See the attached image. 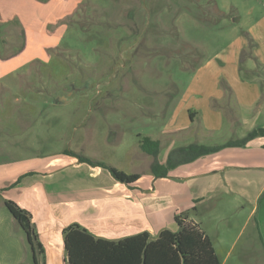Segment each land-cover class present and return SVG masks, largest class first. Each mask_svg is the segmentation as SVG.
Segmentation results:
<instances>
[{"label": "rangeland", "instance_id": "rangeland-1", "mask_svg": "<svg viewBox=\"0 0 264 264\" xmlns=\"http://www.w3.org/2000/svg\"><path fill=\"white\" fill-rule=\"evenodd\" d=\"M0 2L10 7L8 0ZM64 24L68 27L58 39L57 29ZM62 25H50L48 38L22 27L17 16L0 14L3 178L33 160L70 150L146 176L153 159L141 150L140 136L161 141L159 161L166 163L178 144L196 142L182 138L184 131L169 129L173 108L195 86L196 71L217 53L240 39L247 43V55L255 50V39H264V0H87ZM45 42L52 46L43 47ZM247 55L237 71L243 72ZM222 88L229 99L234 97ZM256 104L250 111L242 108L238 136L246 127L250 131L264 124L262 115L250 121L258 112ZM228 126L216 144L231 140ZM263 143L259 138L251 149L264 153ZM235 162L264 166V158ZM252 173L245 177L264 176ZM16 194L0 192V264H43L34 243L35 262L27 233L5 206V200L18 204ZM236 195L217 190L197 206L202 215L191 209L190 216L201 220L222 264H264V197L250 216L255 188L241 202ZM34 215L32 223L45 245L40 235L53 225Z\"/></svg>", "mask_w": 264, "mask_h": 264}, {"label": "crops", "instance_id": "crops-1", "mask_svg": "<svg viewBox=\"0 0 264 264\" xmlns=\"http://www.w3.org/2000/svg\"><path fill=\"white\" fill-rule=\"evenodd\" d=\"M8 2L10 7L0 2V14L5 12L11 18L17 16L22 27L31 32L36 30L49 38V26L70 21L87 0ZM59 27L57 32L60 35L52 37L61 39L68 26ZM251 30L255 33L254 29ZM259 37L255 39L257 47L251 54L247 55V43L240 39L228 51L217 53L215 61L209 59L196 71L192 81L195 86L192 85L184 99L175 105L168 124L175 134L184 131L182 138L196 142L180 143L173 150L191 144L224 145L216 144L215 139L227 124L233 136L229 141L243 139L251 131L264 127V124L260 127L259 123L250 131L246 127L240 136L237 134L239 130H236L243 126L236 127L242 120V108L250 111L257 103L258 112L250 121L256 123L259 116H264V39ZM49 46H52L49 42L43 45L45 48ZM245 54L248 56L245 68L243 72L237 71ZM222 86L233 91L234 99L227 97ZM243 120L246 122V119ZM257 139L243 149L227 148L179 166L171 170L167 178H156L152 174V160L146 176L130 172L140 175V179L133 184L121 183L108 170L80 163L67 154L73 151H64L53 157L33 160L29 163L32 166L26 163L28 165L24 168L16 173L9 172L5 178L0 176V192L14 190L21 208L32 216L34 213L36 221H43L46 226L53 225L40 235L45 244L43 264H65L63 230L74 223L80 224L94 237L110 241H120L144 232H148L151 239H156L166 229L176 231L175 218L181 216L197 225L210 238L202 229L201 220L190 216V210L196 212L197 206L205 204V200L217 190L227 189L231 194H237L235 198L241 202V198L246 199L248 191L255 188L254 208L250 216L258 212L259 201L264 197V176H254L253 179L245 175L253 174L254 170L264 174V166H244L235 162L237 158L255 157L257 161L264 158V153L251 149ZM154 141L161 143L160 140ZM260 147H264V143ZM73 153L87 157L83 153ZM40 164H45V168L36 167ZM173 179L180 183L175 184ZM206 211L204 209L203 215ZM196 213L202 215L198 211ZM46 254H49L48 259Z\"/></svg>", "mask_w": 264, "mask_h": 264}, {"label": "trees", "instance_id": "trees-1", "mask_svg": "<svg viewBox=\"0 0 264 264\" xmlns=\"http://www.w3.org/2000/svg\"><path fill=\"white\" fill-rule=\"evenodd\" d=\"M257 138H264V127L251 131L243 139L229 141L221 146L191 144L176 148L170 152L165 164H160L158 160V141L140 136V148L153 158L152 174L156 178H167L170 171L179 166L217 154L227 148H244ZM67 154L77 158L80 163L108 170L121 183L133 184L140 179V175L127 174L73 152ZM5 206L27 233L36 262L34 243L42 255L45 250L39 241L35 224L32 223V214L13 201L5 200ZM175 223L176 231L166 229L156 239H151L150 234L144 232L120 241L96 238L80 224H71L63 230L65 264H222L210 238L197 225L181 216L175 218Z\"/></svg>", "mask_w": 264, "mask_h": 264}]
</instances>
